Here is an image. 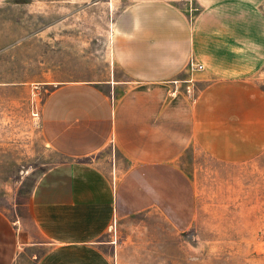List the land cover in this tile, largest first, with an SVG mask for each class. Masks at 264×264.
Returning a JSON list of instances; mask_svg holds the SVG:
<instances>
[{
  "label": "crops",
  "instance_id": "obj_1",
  "mask_svg": "<svg viewBox=\"0 0 264 264\" xmlns=\"http://www.w3.org/2000/svg\"><path fill=\"white\" fill-rule=\"evenodd\" d=\"M111 55L108 78L49 82L42 133L64 161L26 220L0 210V264H121L122 221L192 226L191 148L227 162L264 152V0H132Z\"/></svg>",
  "mask_w": 264,
  "mask_h": 264
},
{
  "label": "rangeland",
  "instance_id": "obj_2",
  "mask_svg": "<svg viewBox=\"0 0 264 264\" xmlns=\"http://www.w3.org/2000/svg\"><path fill=\"white\" fill-rule=\"evenodd\" d=\"M132 0H0V210L28 218L36 187L63 158L42 133L53 80L108 78L113 23ZM182 167L198 194L192 226L157 214L119 224L121 264H264V152L241 162L193 147Z\"/></svg>",
  "mask_w": 264,
  "mask_h": 264
},
{
  "label": "built area",
  "instance_id": "obj_3",
  "mask_svg": "<svg viewBox=\"0 0 264 264\" xmlns=\"http://www.w3.org/2000/svg\"><path fill=\"white\" fill-rule=\"evenodd\" d=\"M190 66H191V68L203 69L202 65H195L194 62H191Z\"/></svg>",
  "mask_w": 264,
  "mask_h": 264
}]
</instances>
